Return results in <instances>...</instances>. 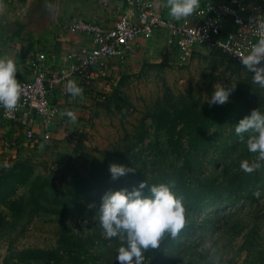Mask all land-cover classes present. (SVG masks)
Here are the masks:
<instances>
[{"label": "rangeland", "instance_id": "rangeland-1", "mask_svg": "<svg viewBox=\"0 0 264 264\" xmlns=\"http://www.w3.org/2000/svg\"><path fill=\"white\" fill-rule=\"evenodd\" d=\"M166 44L165 53L157 47L132 66L130 56L120 62L117 78L93 98L81 122L62 129L68 134L62 146L38 148L0 168V178H11L9 193L0 196V264H49V253L56 256L54 264H118L121 242L107 238L100 226L101 198L141 181L169 184L185 208L183 229L176 237L165 234L160 243L170 237L178 239L176 247L158 248L148 257L150 249L144 264H264V161L254 172H244L240 162L254 161L258 154L249 152L234 131L252 109L264 112V88L220 52L182 61ZM215 84L235 90L227 103L210 106L206 99ZM168 110L171 117L164 114ZM171 119L176 130L162 128H170ZM170 135L183 136L185 146L178 152ZM182 155L191 161L184 174ZM173 158L182 159L176 162L179 179L172 174ZM112 163L132 171L113 179ZM197 174L207 179L203 188ZM38 178L48 181L43 195L33 189ZM80 180L81 191L73 198L70 184ZM143 192L147 195L148 188Z\"/></svg>", "mask_w": 264, "mask_h": 264}, {"label": "built area", "instance_id": "built-area-1", "mask_svg": "<svg viewBox=\"0 0 264 264\" xmlns=\"http://www.w3.org/2000/svg\"><path fill=\"white\" fill-rule=\"evenodd\" d=\"M128 1L136 20L123 13L111 28L82 18L70 25L71 33L88 36L94 48L67 56L71 64L60 73L48 74L44 53L34 56L29 62L32 79L20 81L21 96L17 109L6 114V110L0 107V123H16L27 128L26 138L30 142L50 141L53 127H67V122L59 120L60 106L52 100L55 91L62 86L66 93L68 81L76 75L91 87L92 69L98 67L103 74L107 71L109 59L124 61L139 37L150 39L156 29L168 30L175 38L182 61H189L200 49L218 51L240 63L259 39L257 19L264 22V0L206 2L201 5L199 13L192 16L193 19L179 24L165 19L152 0ZM35 124L43 130L39 136L33 129Z\"/></svg>", "mask_w": 264, "mask_h": 264}, {"label": "crops", "instance_id": "crops-1", "mask_svg": "<svg viewBox=\"0 0 264 264\" xmlns=\"http://www.w3.org/2000/svg\"><path fill=\"white\" fill-rule=\"evenodd\" d=\"M152 1L165 19L176 24L186 20L177 21L171 18L168 8L165 7L166 0ZM212 1L215 0H201V5ZM48 3L53 5L51 11L47 7ZM123 13H127L133 20H136L134 9L128 0H0V56L7 55L16 62L18 82L32 79L29 62L39 53L46 55L48 74L60 73L71 64L67 56L83 49L94 48V44L88 36L70 32V25L75 20L82 18L111 28ZM39 14L42 15L41 19ZM188 19H193V17ZM167 40L170 51L175 52L180 58L179 48L171 33L168 30L156 29L150 39L139 37L136 40L129 55L130 66L135 64L134 60L143 59L147 52L150 54L157 47L162 53H165ZM204 51L199 49L195 54ZM153 54L155 53L153 52ZM72 62L76 61L72 60ZM120 62L125 61L109 59L107 71L103 74L100 73L98 67L92 69L93 83L91 87L86 86L80 76H73L69 81H74L83 89L80 96L72 97L68 90L64 93V88L59 87L52 97V100L61 109L59 120L67 122V126L68 124L77 125V122H81L83 113L89 111L93 98L98 97L102 92L101 89L107 87V82H114L117 78V69L123 68ZM110 75H115L113 80L109 78ZM67 111L74 113L75 121L67 115H62ZM33 129L37 136L43 132L37 124ZM62 129L53 127L50 141L30 142L26 138L27 128L16 123H0V168L13 163L23 155L34 154L38 148L47 145L62 146L68 137V134Z\"/></svg>", "mask_w": 264, "mask_h": 264}, {"label": "clouds", "instance_id": "clouds-1", "mask_svg": "<svg viewBox=\"0 0 264 264\" xmlns=\"http://www.w3.org/2000/svg\"><path fill=\"white\" fill-rule=\"evenodd\" d=\"M47 7L51 11L53 5L48 3ZM165 7L169 10V16L179 21L198 14L201 0H166ZM257 27L259 39L251 46L248 54L241 58L240 63L252 73V82L264 88V22L257 19ZM17 72V64L12 58L0 56V107L6 110V114L14 112L20 100L21 84L17 80ZM67 90L72 97L80 96L83 92L74 81L68 82ZM234 90L235 86L226 88L215 84L211 97L206 100L210 106L225 104ZM62 115L76 120L71 111ZM234 131L239 140L246 143L249 152L258 154L254 161L242 160L240 168L246 173L261 168V161H264V112L259 108L252 109L239 120ZM245 133L248 134L247 138ZM109 171L111 177L117 179L132 169L112 163ZM146 187L147 195L143 192ZM256 194L259 195V192ZM98 213L106 237H117L121 242L115 258L118 264H144L145 252L159 248L165 234L176 237L185 225L182 197L177 196L166 183L148 185L141 181L131 190L122 188L106 191L101 198Z\"/></svg>", "mask_w": 264, "mask_h": 264}, {"label": "trees", "instance_id": "trees-1", "mask_svg": "<svg viewBox=\"0 0 264 264\" xmlns=\"http://www.w3.org/2000/svg\"><path fill=\"white\" fill-rule=\"evenodd\" d=\"M223 55V54H222ZM223 56H225V55H223ZM226 57V56H225ZM227 58V57H226ZM229 59V58H228ZM229 60H231V59H229ZM231 61H233V60H231ZM233 62H236V61H233ZM236 63H238V62H236ZM238 64H240V63H238ZM241 66H243L242 64H240ZM244 67V66H243ZM193 108L189 105V104H187V106H186V110H185V112H186V114L187 115H189V116H191V115H193L194 114V112H193V110H192ZM217 110V109H216ZM164 114L165 115H167V117H171L172 115L170 114V112H169V110L168 111H165L164 112ZM158 116V115H157ZM171 121V126H170V128H169V126H167V125H164V126H162V128H166V129H168V130H172V129H174V130H176V128L178 127V125H177V123L173 120V119H171L170 120ZM156 123H157V121H156ZM205 127H204V129L205 130H207L208 128H210L211 127V125L210 124H207V125H204ZM188 128H189V126H187ZM186 127V130L188 129ZM183 131V129H181L180 131H178L175 135H179L181 132ZM183 139V136H180L177 140H175L171 135H170V142H169V140H168V142L169 143H173L175 146H176V152H178L179 150H181L182 149V147L183 146H185V142L182 140ZM189 141V140H188ZM194 140L192 139H190V143H195V142H193ZM183 157H185V156H181V158L183 159V166L182 167H180L179 169L183 172V174L185 173V170H190V165H191V161L188 159V158H183ZM168 159L169 158H164V160H163V163L164 164H167V161H168ZM182 159H180V160H182ZM179 159H177V158H173V160H171L170 161V166L171 167H173L174 165H175V169H174V171L172 172V174L174 175V176H176L178 179L180 178V176H179V173L177 174L176 172H177V170H179L177 167H176V162L177 161H180ZM14 167V166H13ZM14 169H16L15 167H14ZM5 172V171H4ZM3 173V172H2ZM198 175V174H197ZM196 176V175H195ZM10 175H6V176H4V174H2V177L0 178V196L2 197V196H5V195H7L8 193H9V188H10V186H9V184H10ZM27 179H28V176L27 175H23L22 176V180H21V183L22 184H25V183H27ZM195 180L199 183V185L203 188V186H205L206 185V182H207V179H202V177H201V174H199L197 177H195ZM84 181V180H83ZM83 181L82 180H80V181H74L73 183H72V186H71V184H70V191H71V193H72V197L73 198H77L78 197V195H79V192L81 191V190H79L78 189V187H76L78 184H80V185H82L83 184ZM97 180H94L93 182L94 183H97L96 182ZM101 181H103V178H100V180H98V182H101ZM104 182H105V180H104ZM103 182V183H104ZM47 183H48V181H46V180H44V179H42V178H38L36 181H35V183H34V190H36L37 191V193L38 194H40V195H43V194H45V193H47V191H46V189H45V185H47ZM182 186L184 187L185 186V184L183 185L182 184ZM185 188V187H184ZM71 198V197H70ZM193 225H191V228H194L195 227V223H192ZM210 227H213V224L210 226ZM78 244L80 245V242H78ZM178 244V239H172V238H167L162 244H160V247L159 248H161V249H167V248H171V249H174L175 247H176V245ZM156 249H158V248H156ZM156 249H152V251L150 252V254L148 255V257L149 256H151V255H154L156 252ZM39 253H41V252H39ZM55 254L54 253H49V256H48V259H47V262L49 263V264H54L55 263ZM57 259V258H56ZM7 264V263H6Z\"/></svg>", "mask_w": 264, "mask_h": 264}]
</instances>
